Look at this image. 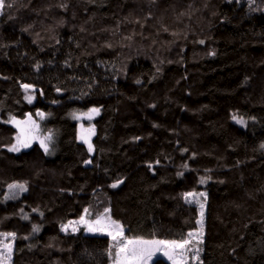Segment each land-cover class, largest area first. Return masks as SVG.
I'll use <instances>...</instances> for the list:
<instances>
[{"label":"trees","instance_id":"16d2710c","mask_svg":"<svg viewBox=\"0 0 264 264\" xmlns=\"http://www.w3.org/2000/svg\"><path fill=\"white\" fill-rule=\"evenodd\" d=\"M4 4L0 233L15 238L0 240L12 244L8 264H112L109 236L61 230L106 209L127 238L185 240L200 225L197 202L184 194L200 191L199 264H264V0ZM91 108L100 110L85 121L92 152L75 120ZM29 116L51 136L47 152L40 142L10 150L19 134L10 121ZM20 183L24 193L5 200Z\"/></svg>","mask_w":264,"mask_h":264},{"label":"snow or ice","instance_id":"6c2138e0","mask_svg":"<svg viewBox=\"0 0 264 264\" xmlns=\"http://www.w3.org/2000/svg\"><path fill=\"white\" fill-rule=\"evenodd\" d=\"M4 7V0H0V9H3ZM201 43H203V41H201ZM23 87L25 89H29L32 86L23 85ZM26 98L29 102H31L32 97L29 96ZM99 111L100 110L98 108L90 109L91 114H98ZM38 115L43 118V113H38ZM233 119L235 120L237 117L233 116ZM10 122L15 123L17 127L21 128V132L17 136V142L12 145L10 149L11 151L18 152L22 147H29L31 140L39 139V137L34 134V130L38 129V125L35 124L31 116H29L26 121H16L13 119ZM238 122L240 124L245 123L242 118H240ZM22 125H26L27 127H21ZM86 131L88 135L82 134L80 138L84 140L85 143H88V150L91 152L93 148L89 142L88 136L94 134V129H88ZM50 139L51 136L49 135L45 139L40 140V144L46 152L48 151V144L46 141ZM86 163H90V161H86ZM200 182L204 183V178H201ZM115 186L116 185L114 184L113 187ZM9 189H19L20 191H25V185L12 184L9 185ZM184 197L189 202L195 201L199 203L201 219L198 222L200 224V230L197 233L190 232L188 234L189 239L182 241L145 240L142 238L129 239L124 235V228L122 225L110 220L106 222L103 217H98L93 222H89L85 220L84 217H81L79 221H69L68 224L62 225V230L68 231L69 228H71V230L75 232L77 231V228L75 227L76 224H84L89 232H107V234L111 236L112 240L115 242L113 264H148V261H150L157 252H163L168 259L173 261V264H186L187 252L189 251L187 246L192 243L193 239H202L203 237L204 203L200 202V197H204L206 201L207 194L203 192H188L184 194ZM105 211L107 212L108 210L106 209ZM33 230L38 232L39 227L34 225ZM0 236L5 238H15V233H0ZM0 249H2V251H0V264H8V261L11 260L12 256V244L5 243L3 240H0ZM109 254L112 255L111 248L109 249Z\"/></svg>","mask_w":264,"mask_h":264},{"label":"rangeland","instance_id":"374dc122","mask_svg":"<svg viewBox=\"0 0 264 264\" xmlns=\"http://www.w3.org/2000/svg\"><path fill=\"white\" fill-rule=\"evenodd\" d=\"M91 109H93V108H91ZM96 115L97 114H91L90 113V109L89 110H86V111H82V112H76V115H75V117H76V119L75 120H77L78 122H79V124H78V127H79V139H80V137H81V135L82 134H84V135H88V133H87V131L86 130H88V129H94V127H93V125H88V124H85V121H92L95 117H96ZM89 117H91V118H89ZM233 119V118H232ZM33 120V119H32ZM26 121V120H25ZM34 122H35V124L36 125H38V129H35L34 130V134L36 135V136H38L39 137V139H33V140H31V143L30 144H32V143H34V142H40V140H42V139H45L47 136H46V134H44L43 133V131L41 130V128H40V126H39V122H37L36 120H33ZM233 121H237V119H233ZM236 123H238V121L236 122ZM21 127H27L26 125H22ZM20 132H21V128H19V134H20ZM18 134V135H19ZM51 135H53V134H51ZM53 137H54V135H53ZM92 137H93V134H91V135H89L88 136V138H89V142L91 143V139H92ZM81 140V139H80ZM16 142H17V139H16ZM47 142V144L49 143V140H47L46 141ZM83 142L85 143V141L83 140ZM14 144H16V143H14ZM13 144V145H14ZM86 144V146H87V148H88V143H85ZM92 145V144H91ZM12 147V146H11ZM21 149H24L23 147L21 148ZM92 152V151H91ZM21 184V183H20ZM26 189V188H25ZM200 192H203V193H205L204 191H200ZM18 193V194H17ZM24 193V191H20V192H17V191H15L14 189H9V187L7 188V190H6V192H5V194H4V199L5 200H9V199H13V198H15V197H17V195H22ZM197 193V192H196ZM17 194V195H16ZM202 198V197H201ZM200 198V199H201ZM200 202L201 203H204V213H203V220H204V216H205V211H206V203H205V201L204 200H200ZM197 207H198V218H197V220H198V222L200 221V219H201V215H200V207H199V203H197ZM108 212V211H107ZM106 211L105 212H103L101 215H100V217H103L104 218V220L107 222L108 220H110V221H112V222H116V221H114L113 219H111V217L110 216H108L109 214L107 213ZM80 219H78V220H73V221H79ZM85 220H87L86 218H85ZM96 220V219H95ZM94 220V221H95ZM87 221H89V222H93V221H90V220H87ZM118 223V222H117ZM66 224H68V223H66ZM199 224V223H198ZM65 225V224H64ZM200 225V224H199ZM75 227L77 228V229H79V228H82L86 233H98V234H105V235H107V236H109L108 234H107V232H89V231H87V229H86V226L84 225V224H76L75 225ZM61 230H62V227H61ZM69 230H71V228H69ZM62 231H64V230H62ZM199 231V229L197 228L196 230H193V231H190L191 233H197ZM189 232V233H190ZM188 233V234H189ZM110 237V239H111V241H112V244L114 245V241L112 240V238H111V236H109ZM135 238H141V237H135ZM129 239H133V238H129ZM142 239H145V240H159V239H154V238H142ZM186 239H189V236L187 235V237H186ZM162 241H169V240H162ZM112 248H114V246L112 247ZM187 248L188 249H196V251L193 253V252H187V257H186V264H199L200 262H201V259H200V256H201V250H202V248L200 247V241H198V239H193L192 240V243L190 244V245H188L187 246ZM114 252H115V249H114ZM157 257H162V258H164V259H166L168 262H170V264H173V261L172 260H170V259H168V257L167 256H165L164 254H163V252H157L156 253V255L155 256H153V258L150 260V261H148V264H151V262L154 260V259H156ZM112 264H113V260H112Z\"/></svg>","mask_w":264,"mask_h":264}]
</instances>
